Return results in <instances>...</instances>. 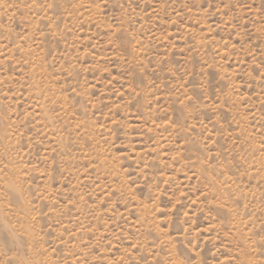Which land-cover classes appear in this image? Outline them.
Here are the masks:
<instances>
[{
  "label": "rangeland",
  "instance_id": "rangeland-1",
  "mask_svg": "<svg viewBox=\"0 0 264 264\" xmlns=\"http://www.w3.org/2000/svg\"><path fill=\"white\" fill-rule=\"evenodd\" d=\"M0 264H264V0H0Z\"/></svg>",
  "mask_w": 264,
  "mask_h": 264
}]
</instances>
